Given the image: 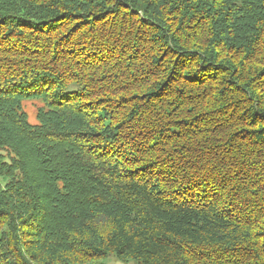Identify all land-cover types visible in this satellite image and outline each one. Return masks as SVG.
Listing matches in <instances>:
<instances>
[{"label":"trees","instance_id":"16d2710c","mask_svg":"<svg viewBox=\"0 0 264 264\" xmlns=\"http://www.w3.org/2000/svg\"><path fill=\"white\" fill-rule=\"evenodd\" d=\"M0 152V264H264V0H0Z\"/></svg>","mask_w":264,"mask_h":264},{"label":"rangeland","instance_id":"374dc122","mask_svg":"<svg viewBox=\"0 0 264 264\" xmlns=\"http://www.w3.org/2000/svg\"><path fill=\"white\" fill-rule=\"evenodd\" d=\"M21 109L25 113L28 122L31 125L37 124L36 115L39 110H46V103L42 98L36 99H24L21 100ZM0 155H3V152H0ZM0 186H3V180L0 179ZM30 241V239L28 240ZM28 246L33 247L32 242L27 243ZM104 264H121L114 256L107 257L104 261Z\"/></svg>","mask_w":264,"mask_h":264}]
</instances>
